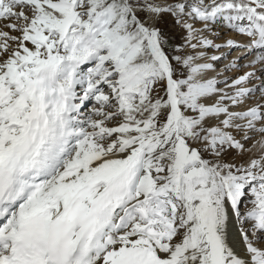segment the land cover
Segmentation results:
<instances>
[{
    "label": "snow or ice",
    "instance_id": "obj_1",
    "mask_svg": "<svg viewBox=\"0 0 264 264\" xmlns=\"http://www.w3.org/2000/svg\"><path fill=\"white\" fill-rule=\"evenodd\" d=\"M0 264H264V0H0Z\"/></svg>",
    "mask_w": 264,
    "mask_h": 264
}]
</instances>
